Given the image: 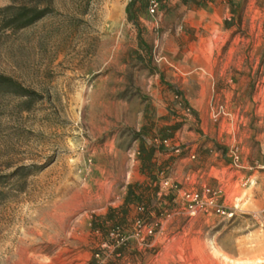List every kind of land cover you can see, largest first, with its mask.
<instances>
[{
  "label": "rangeland",
  "instance_id": "rangeland-1",
  "mask_svg": "<svg viewBox=\"0 0 264 264\" xmlns=\"http://www.w3.org/2000/svg\"><path fill=\"white\" fill-rule=\"evenodd\" d=\"M157 1L0 0V264H264V0Z\"/></svg>",
  "mask_w": 264,
  "mask_h": 264
},
{
  "label": "trees",
  "instance_id": "trees-1",
  "mask_svg": "<svg viewBox=\"0 0 264 264\" xmlns=\"http://www.w3.org/2000/svg\"><path fill=\"white\" fill-rule=\"evenodd\" d=\"M130 6H131V4L128 5L127 9L129 11V13L131 14ZM9 9H11V8H9ZM31 13H33V15L28 18L27 16H30L29 14H31ZM44 13H45L44 11H38L37 9H28V8L24 7L22 12H20L17 15L16 20L21 22L19 24L20 28H25V27L35 23L36 21L40 20L41 18H43ZM26 18H28V19H26ZM0 88H6L9 90H14L15 92L20 91L23 94V96H30L32 94L29 91L22 89V87L20 85H18V83L15 82L12 78L2 76V75H0Z\"/></svg>",
  "mask_w": 264,
  "mask_h": 264
},
{
  "label": "built area",
  "instance_id": "built-area-1",
  "mask_svg": "<svg viewBox=\"0 0 264 264\" xmlns=\"http://www.w3.org/2000/svg\"><path fill=\"white\" fill-rule=\"evenodd\" d=\"M158 10V1L152 0L151 6L149 9V13L151 15H155ZM238 157H235V161L237 162ZM167 184V183H166ZM191 197V196H189ZM193 205L190 206V213L192 216H195L200 211H204L206 213H211L212 211H217L218 214H225V211L222 209L223 207H219L217 205L215 197L211 196L206 202L203 203L202 199H199V196L192 195ZM207 207V208H206ZM258 217L259 221L262 223L261 227L264 230V210L260 213L255 214Z\"/></svg>",
  "mask_w": 264,
  "mask_h": 264
}]
</instances>
